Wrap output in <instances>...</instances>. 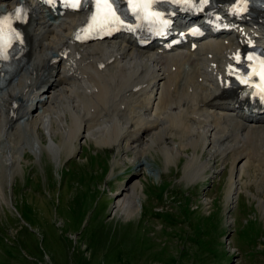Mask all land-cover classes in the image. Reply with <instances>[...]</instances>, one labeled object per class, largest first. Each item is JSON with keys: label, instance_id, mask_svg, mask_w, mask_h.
Listing matches in <instances>:
<instances>
[{"label": "bare ground", "instance_id": "1", "mask_svg": "<svg viewBox=\"0 0 264 264\" xmlns=\"http://www.w3.org/2000/svg\"><path fill=\"white\" fill-rule=\"evenodd\" d=\"M18 9L27 14L17 24L22 60L7 81L0 56L1 164L16 167L26 145L38 150L40 131L56 153L64 148L73 153L75 143L90 136L104 145L124 143L135 155L156 147L164 165L191 149L184 165L190 181L207 169L203 153L224 162L230 151L227 196L247 191L242 175L257 154L264 157V112L255 110V101L230 94L227 86L229 68L241 53L264 49L263 11L246 16L235 11L234 1L220 0L207 13L179 15L171 38L179 42L172 48H140L134 34L124 30L77 42L89 10L54 12L32 0H0V19L12 18ZM194 23L210 34L190 39L184 33ZM138 195L136 184L121 192L114 210L132 217Z\"/></svg>", "mask_w": 264, "mask_h": 264}, {"label": "rangeland", "instance_id": "2", "mask_svg": "<svg viewBox=\"0 0 264 264\" xmlns=\"http://www.w3.org/2000/svg\"><path fill=\"white\" fill-rule=\"evenodd\" d=\"M40 132L38 150L24 146L12 169L0 163V264H264L259 154L242 175L248 192L228 197L230 151L225 163L203 153L207 169L190 181L191 149L164 165L155 146L135 155L90 136L56 153ZM135 184L129 218L114 207Z\"/></svg>", "mask_w": 264, "mask_h": 264}, {"label": "snow or ice", "instance_id": "3", "mask_svg": "<svg viewBox=\"0 0 264 264\" xmlns=\"http://www.w3.org/2000/svg\"><path fill=\"white\" fill-rule=\"evenodd\" d=\"M76 5L74 4L73 7H75ZM110 7V5H108ZM19 12V10H17ZM17 18H19V16L17 15ZM5 22H7V18H5Z\"/></svg>", "mask_w": 264, "mask_h": 264}]
</instances>
